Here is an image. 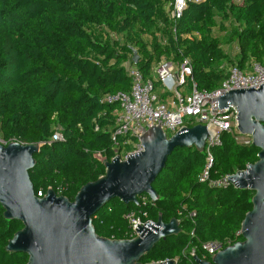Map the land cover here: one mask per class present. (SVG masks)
Wrapping results in <instances>:
<instances>
[{
  "label": "trees",
  "instance_id": "1",
  "mask_svg": "<svg viewBox=\"0 0 264 264\" xmlns=\"http://www.w3.org/2000/svg\"><path fill=\"white\" fill-rule=\"evenodd\" d=\"M171 2L0 0V134L7 141L39 145L28 172L35 194L52 188L72 201L82 185L104 174L95 156L115 155L110 134L118 106L105 98L130 89L125 63L132 56L145 77L162 59L188 58L199 91L218 88L231 65L264 64V0H189L175 21L165 13ZM56 129L61 139L52 140ZM210 152L212 180L244 170L259 149L224 130ZM204 167L205 152L176 147L152 184L159 199L152 203L142 194L136 205L111 199L92 216L95 232L132 238L128 212L140 223L175 218L179 233L161 239L143 263L195 264L192 250L210 260L203 249L207 242L226 247L242 241L238 232L253 192L231 184L209 186L199 180ZM22 227L3 217L0 204V264L27 262L26 254L5 250Z\"/></svg>",
  "mask_w": 264,
  "mask_h": 264
},
{
  "label": "water",
  "instance_id": "2",
  "mask_svg": "<svg viewBox=\"0 0 264 264\" xmlns=\"http://www.w3.org/2000/svg\"><path fill=\"white\" fill-rule=\"evenodd\" d=\"M215 100L219 109L236 108L238 132L250 136L259 149L254 163L227 177L231 185L253 192L252 208L240 225L242 241L224 247L210 260L192 258L195 264H264V83L228 90ZM208 136L203 124L182 127L169 137L158 125L152 126L140 137L141 151L123 160L118 155L104 158V174L82 185L72 201L52 188L42 197L35 195L28 172L35 165L38 144H0L3 217L23 224L5 250L26 254L25 264H176L175 259L141 262L161 239L179 233L175 218L164 222L159 216L156 222L139 224L132 238L109 239L97 235L92 216L114 198L136 205L138 196L146 194L155 203L159 197L152 184L168 156L176 147L194 146L203 152Z\"/></svg>",
  "mask_w": 264,
  "mask_h": 264
},
{
  "label": "built area",
  "instance_id": "3",
  "mask_svg": "<svg viewBox=\"0 0 264 264\" xmlns=\"http://www.w3.org/2000/svg\"><path fill=\"white\" fill-rule=\"evenodd\" d=\"M188 1L172 0L169 8L171 20L175 21L180 18ZM127 64L129 65L125 68L131 80L130 89L105 98L118 104L113 112L115 125L110 134L115 146L114 156L118 155L123 160L128 155L141 151L143 147L140 137L152 126L158 125L169 137L182 127L203 124L207 126L209 136L203 151L205 152V167L199 175V180L207 181L208 185L214 188L230 184L227 177L232 174L218 179H208V170L213 162L210 146L219 143L221 131L233 133L236 140L239 133L236 128V108L229 105L224 109H219L215 99L231 89L258 88L264 83V64L251 60L244 69L236 65L229 66L225 80L212 91L197 90L188 58L178 63L162 59L152 67L148 77H145L134 65L135 60H130ZM231 116H233L234 124H231ZM59 139H61V134L56 129L52 140ZM12 141L5 140L0 134V144L6 145ZM239 143H251V137ZM35 195L42 197L44 194L38 190ZM140 201L144 205L146 197L142 196ZM125 218L128 221L131 236L134 237L137 234V226L141 224L140 220L133 212H128ZM223 248L220 242L203 244V249L210 257ZM190 254L193 257L194 250Z\"/></svg>",
  "mask_w": 264,
  "mask_h": 264
},
{
  "label": "rangeland",
  "instance_id": "4",
  "mask_svg": "<svg viewBox=\"0 0 264 264\" xmlns=\"http://www.w3.org/2000/svg\"><path fill=\"white\" fill-rule=\"evenodd\" d=\"M165 10H166L165 13L167 12V14L169 15L170 14V11L168 9V6H166V9ZM223 48H224L225 51L230 52V49L226 45H223ZM131 60L134 61L135 60V57H132ZM128 65L129 64H127V63L125 64V66H127V67H128ZM231 124H234L233 116H231ZM248 139H249V136L248 135H242V134H239V133L237 134V141L238 142H242V141L248 140ZM95 158H97L100 161H103L104 160V157H102L99 154H97L95 156Z\"/></svg>",
  "mask_w": 264,
  "mask_h": 264
}]
</instances>
